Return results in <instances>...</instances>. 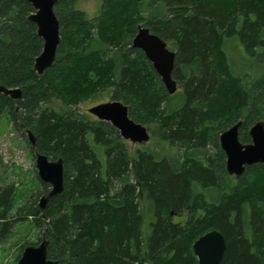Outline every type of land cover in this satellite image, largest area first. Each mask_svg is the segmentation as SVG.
<instances>
[{
    "label": "trees",
    "instance_id": "trees-1",
    "mask_svg": "<svg viewBox=\"0 0 264 264\" xmlns=\"http://www.w3.org/2000/svg\"><path fill=\"white\" fill-rule=\"evenodd\" d=\"M75 2L56 1V59L38 75L33 65L43 39L29 19L32 4L0 0V85L21 90L19 99L0 92V115L34 134V150L64 163L63 192L44 210L34 196L17 211L42 228L48 258L197 264L193 242L218 229L226 240L221 264H264V163L233 181L219 144L238 121L242 143L251 141L256 121L264 122V0H103L92 18ZM139 24L175 51L177 93L166 91L132 46ZM232 42L243 54L239 64ZM99 92L126 104L155 144H141L131 158L110 122L74 109ZM56 99L69 109H56ZM42 184L47 194L50 186ZM14 195L13 184L0 185V243L16 220ZM140 195L154 216L146 239Z\"/></svg>",
    "mask_w": 264,
    "mask_h": 264
},
{
    "label": "water",
    "instance_id": "water-1",
    "mask_svg": "<svg viewBox=\"0 0 264 264\" xmlns=\"http://www.w3.org/2000/svg\"><path fill=\"white\" fill-rule=\"evenodd\" d=\"M34 11L29 19L37 26V33L43 39V48L34 60V70L38 75L50 68L55 59L60 42V23L54 12L57 0H27ZM132 46L140 49L151 62L153 69L160 77L166 91L174 94L177 81L173 78L175 51L169 48L167 42L159 35L139 24L132 40ZM0 92L13 99L21 97L20 88H7L0 85ZM88 112L99 120L110 122L124 140L132 143L144 144L150 140V132L146 125L134 121L129 117L128 106L119 100H108L92 105ZM238 121L219 136V144L225 154V169L229 175H242L247 166L264 163V122L256 121L249 129L251 141L242 143L238 138ZM32 147L36 145L34 134L26 130ZM35 162L39 179L48 183L50 189L40 198L39 207L44 210L46 202L52 196L64 190V163L62 158L49 157L35 150ZM49 239L43 234L37 245L24 247L17 264H76L72 261L60 262L48 258ZM197 264H221L226 251V240L221 231L212 229L200 235L192 244Z\"/></svg>",
    "mask_w": 264,
    "mask_h": 264
},
{
    "label": "rangeland",
    "instance_id": "rangeland-1",
    "mask_svg": "<svg viewBox=\"0 0 264 264\" xmlns=\"http://www.w3.org/2000/svg\"><path fill=\"white\" fill-rule=\"evenodd\" d=\"M102 3L103 0H76L75 7L84 11L88 17L92 18L99 14ZM228 49L232 56H234L233 59L239 64L243 56L241 50H237L234 42L230 43ZM237 69L240 70L239 65ZM180 90V86L177 85L175 93ZM176 97L177 96H175L174 99ZM108 100H112L109 93L99 92L96 97L85 100L75 106L74 109L86 112L89 118L94 119L96 117L88 112V108L94 104ZM53 106L58 110L69 109V106L64 105L57 99L53 101ZM124 141L129 156L135 158L136 149L142 145L132 143L129 140ZM155 141L156 140L152 138L147 144L153 145ZM231 177L233 181L237 180L236 176ZM42 183L43 182L39 179L37 174L35 150L28 140L25 128L22 126H15L8 115L3 112V114L0 115V185H14L15 195L10 215H12V219L15 218L16 220L11 226V234L6 241L0 243V264H17L25 246L28 244L37 245L41 241L43 236L42 228L35 225L33 218H25L23 214L19 215L18 210L24 207V205H28L29 202H34L32 199L34 196L36 197L35 204L39 205L40 198L44 195ZM139 203L142 213V236L146 239L150 233V224L154 216L151 205L144 195L139 196ZM181 219L182 218L178 216L173 217L174 221Z\"/></svg>",
    "mask_w": 264,
    "mask_h": 264
},
{
    "label": "flooded vegetation",
    "instance_id": "flooded-vegetation-1",
    "mask_svg": "<svg viewBox=\"0 0 264 264\" xmlns=\"http://www.w3.org/2000/svg\"><path fill=\"white\" fill-rule=\"evenodd\" d=\"M230 176H234V175H230Z\"/></svg>",
    "mask_w": 264,
    "mask_h": 264
}]
</instances>
